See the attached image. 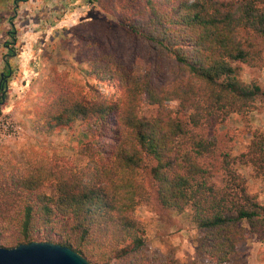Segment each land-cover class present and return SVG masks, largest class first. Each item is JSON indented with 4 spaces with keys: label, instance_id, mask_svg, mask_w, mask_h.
<instances>
[{
    "label": "trees",
    "instance_id": "obj_1",
    "mask_svg": "<svg viewBox=\"0 0 264 264\" xmlns=\"http://www.w3.org/2000/svg\"><path fill=\"white\" fill-rule=\"evenodd\" d=\"M109 7L119 26L152 47L153 72L136 75L115 52L86 55L82 47L94 40L82 36L86 75L115 82L119 95L87 98L56 76L43 85L32 127L52 135L79 119L107 140L80 167L63 157L0 167V246L48 241L91 264H150L135 209L153 198L164 209L189 208L204 254L221 264L245 237L242 224L264 230V202L247 192L238 171L249 165L264 177V134L251 129L245 149L232 154L229 138L206 131L264 100L257 81L239 75L242 64L264 65V0H119ZM142 104L154 107L151 116L139 113Z\"/></svg>",
    "mask_w": 264,
    "mask_h": 264
},
{
    "label": "rangeland",
    "instance_id": "obj_2",
    "mask_svg": "<svg viewBox=\"0 0 264 264\" xmlns=\"http://www.w3.org/2000/svg\"><path fill=\"white\" fill-rule=\"evenodd\" d=\"M119 0H0V68L5 58L10 67L7 93L0 108L12 115L23 132L18 139L0 143V167L16 164L31 167L35 160L63 157L76 167L84 165L89 150L99 148L107 138L98 137L96 128L74 120L57 133L36 132L32 110L45 96V81L62 77L68 90L87 98L115 99V82H99L86 75V57L98 52H115L136 75L153 72L152 47L118 25L115 13ZM92 37L91 46L79 50L82 36ZM8 46V47H7ZM10 46V47H9ZM164 71L166 66H164ZM167 73V71H165ZM240 78L255 80L264 89V65L242 64ZM155 78V77H153ZM169 106L176 111L177 102ZM154 107L142 104L139 113L153 114ZM251 129L264 134V100L245 115L232 113L223 124L206 128L208 137L229 138L232 154L245 149ZM247 192L264 202V177L257 176L249 165L238 169ZM50 184L43 188L51 192ZM144 237L143 249L150 264H213L203 252L202 234L190 220V210L164 209L153 198L136 206ZM245 237L221 264H264V230L252 232L245 224Z\"/></svg>",
    "mask_w": 264,
    "mask_h": 264
},
{
    "label": "water",
    "instance_id": "obj_3",
    "mask_svg": "<svg viewBox=\"0 0 264 264\" xmlns=\"http://www.w3.org/2000/svg\"><path fill=\"white\" fill-rule=\"evenodd\" d=\"M0 264H91L78 252L57 243L29 241L0 246Z\"/></svg>",
    "mask_w": 264,
    "mask_h": 264
},
{
    "label": "built area",
    "instance_id": "obj_4",
    "mask_svg": "<svg viewBox=\"0 0 264 264\" xmlns=\"http://www.w3.org/2000/svg\"><path fill=\"white\" fill-rule=\"evenodd\" d=\"M22 128L9 111L0 108V143L3 140L18 139L22 136Z\"/></svg>",
    "mask_w": 264,
    "mask_h": 264
},
{
    "label": "flooded vegetation",
    "instance_id": "obj_5",
    "mask_svg": "<svg viewBox=\"0 0 264 264\" xmlns=\"http://www.w3.org/2000/svg\"><path fill=\"white\" fill-rule=\"evenodd\" d=\"M10 67L5 58L2 59V68H0V101L7 93V80L10 76Z\"/></svg>",
    "mask_w": 264,
    "mask_h": 264
}]
</instances>
